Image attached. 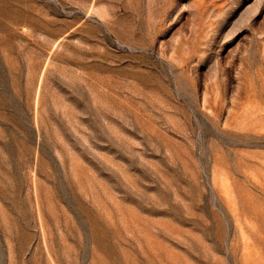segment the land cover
Listing matches in <instances>:
<instances>
[{"label":"rangeland","instance_id":"rangeland-1","mask_svg":"<svg viewBox=\"0 0 264 264\" xmlns=\"http://www.w3.org/2000/svg\"><path fill=\"white\" fill-rule=\"evenodd\" d=\"M0 264H264V0H0Z\"/></svg>","mask_w":264,"mask_h":264}]
</instances>
